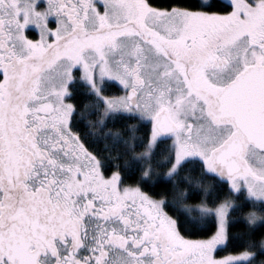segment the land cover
I'll list each match as a JSON object with an SVG mask.
<instances>
[{
	"label": "snow or ice",
	"instance_id": "6c2138e0",
	"mask_svg": "<svg viewBox=\"0 0 264 264\" xmlns=\"http://www.w3.org/2000/svg\"><path fill=\"white\" fill-rule=\"evenodd\" d=\"M0 264H264V0H0Z\"/></svg>",
	"mask_w": 264,
	"mask_h": 264
}]
</instances>
